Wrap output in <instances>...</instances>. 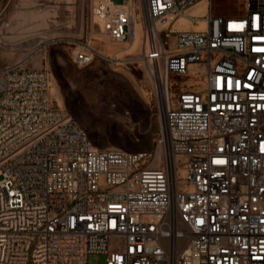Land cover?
<instances>
[{
    "label": "built area",
    "instance_id": "built-area-1",
    "mask_svg": "<svg viewBox=\"0 0 264 264\" xmlns=\"http://www.w3.org/2000/svg\"><path fill=\"white\" fill-rule=\"evenodd\" d=\"M200 1L91 0L112 41L141 24L155 153L96 147L46 70L0 64V264H264V0L240 15L206 0L204 26L177 29ZM97 57L112 59L72 50Z\"/></svg>",
    "mask_w": 264,
    "mask_h": 264
},
{
    "label": "rangeland",
    "instance_id": "rangeland-1",
    "mask_svg": "<svg viewBox=\"0 0 264 264\" xmlns=\"http://www.w3.org/2000/svg\"><path fill=\"white\" fill-rule=\"evenodd\" d=\"M212 4L213 12L220 14L240 15L245 10L240 0H212ZM30 11H47L48 24L35 27L41 18L35 21ZM3 21L9 25L3 26ZM175 27L200 28L180 18ZM40 34L48 39L35 47L25 46ZM0 39V64L21 62L26 68L46 70L53 105L76 118L96 147L155 153L163 113L147 64L140 59L143 45L132 50L133 40L112 41L93 21L91 0H0ZM83 40L98 51L110 42V54L120 50L121 58L97 57L79 66L72 60V50ZM88 262L104 264V254H89Z\"/></svg>",
    "mask_w": 264,
    "mask_h": 264
},
{
    "label": "bare ground",
    "instance_id": "bare-ground-1",
    "mask_svg": "<svg viewBox=\"0 0 264 264\" xmlns=\"http://www.w3.org/2000/svg\"><path fill=\"white\" fill-rule=\"evenodd\" d=\"M141 0H136V3H139ZM206 0H202V1H200L199 3H197L195 6H193V7H191L189 10H188V12L185 14V15H182V16H180L179 18L181 19V20H184V21H187L189 24H191L194 28L195 27H203L204 26V21H203V19H201V18H199V19H197L196 21L197 22H192L193 21V19H192V17L193 16H202L203 14H205L206 13V11H207V8H206ZM25 12V11H24ZM27 12H28V10H27ZM41 12V11H40ZM26 13V12H25ZM23 14V13H22ZM29 17L31 16L32 18H34V20L36 21V18L37 17H40L41 18V21L39 22L38 20H37V23L36 24H34V26L36 25L37 26V28H38V25H46V24H48L47 22H46V16H47V14H48V12L47 11H43V13H39V12H35V11H30L29 13ZM19 15H21V13L19 14ZM23 16V15H22ZM21 16V17H22ZM26 18V17H25ZM31 18V19H32ZM20 19V18H19ZM23 22H24V20H22ZM31 21V20H30ZM20 22H21V20H20ZM35 23V22H34ZM35 26V27H36ZM189 29H191V28H189ZM41 36L38 38V39H35L33 42H28V44H25V46L26 47H29V48H31L32 46H37L40 42H42V41H44V40H46V39H48V36H46V35H44V34H40ZM143 38H144V34H143V32H142V30H141V24L139 23V22H137V23H135L134 24V27H133V45H132V50H135L136 49V47H138L139 45H140V43H141V45H143V43H144V40H143ZM105 49L102 51V50H99L100 52H102L101 54H103L104 56H108V57H111V58H114V59H118V58H121L120 56H119V51H117V52H112V54H110V51L113 49L112 48V46H111V43L110 42H108V44L107 45H105ZM9 49L11 48L10 46L8 47ZM142 50H143V47H142ZM116 51V50H115ZM106 54V55H105ZM123 54V53H122ZM159 150L157 151V155H159Z\"/></svg>",
    "mask_w": 264,
    "mask_h": 264
}]
</instances>
